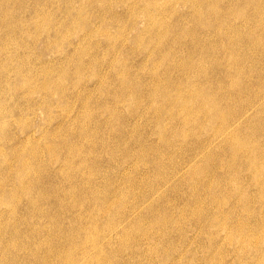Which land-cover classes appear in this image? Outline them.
<instances>
[{
	"label": "rangeland",
	"instance_id": "1",
	"mask_svg": "<svg viewBox=\"0 0 264 264\" xmlns=\"http://www.w3.org/2000/svg\"><path fill=\"white\" fill-rule=\"evenodd\" d=\"M0 264H264V0H0Z\"/></svg>",
	"mask_w": 264,
	"mask_h": 264
},
{
	"label": "bare ground",
	"instance_id": "2",
	"mask_svg": "<svg viewBox=\"0 0 264 264\" xmlns=\"http://www.w3.org/2000/svg\"><path fill=\"white\" fill-rule=\"evenodd\" d=\"M214 106V105H213Z\"/></svg>",
	"mask_w": 264,
	"mask_h": 264
}]
</instances>
